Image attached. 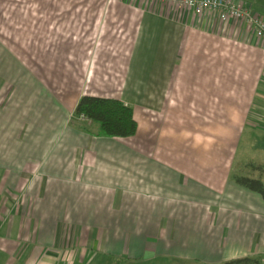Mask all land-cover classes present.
Masks as SVG:
<instances>
[{
	"label": "crops",
	"instance_id": "crops-1",
	"mask_svg": "<svg viewBox=\"0 0 264 264\" xmlns=\"http://www.w3.org/2000/svg\"><path fill=\"white\" fill-rule=\"evenodd\" d=\"M4 3L0 264H264V198L237 180L242 137L264 134L246 25L159 0ZM83 95L131 106L136 132L78 119Z\"/></svg>",
	"mask_w": 264,
	"mask_h": 264
},
{
	"label": "trees",
	"instance_id": "trees-1",
	"mask_svg": "<svg viewBox=\"0 0 264 264\" xmlns=\"http://www.w3.org/2000/svg\"><path fill=\"white\" fill-rule=\"evenodd\" d=\"M83 115L89 123L97 125L102 135L126 137L136 132L137 123L131 106L116 98L83 95L79 99L75 116ZM237 180L259 192L264 198V183L260 178L241 176ZM260 256H246L226 261L224 264H260Z\"/></svg>",
	"mask_w": 264,
	"mask_h": 264
},
{
	"label": "built area",
	"instance_id": "built-area-1",
	"mask_svg": "<svg viewBox=\"0 0 264 264\" xmlns=\"http://www.w3.org/2000/svg\"><path fill=\"white\" fill-rule=\"evenodd\" d=\"M180 8L192 10L197 15L213 14L219 20L242 21L264 46V15L255 13L247 3L240 0H159ZM79 119L87 120L83 115Z\"/></svg>",
	"mask_w": 264,
	"mask_h": 264
},
{
	"label": "rangeland",
	"instance_id": "rangeland-1",
	"mask_svg": "<svg viewBox=\"0 0 264 264\" xmlns=\"http://www.w3.org/2000/svg\"><path fill=\"white\" fill-rule=\"evenodd\" d=\"M4 2L7 0H0V9L4 7ZM4 9V8H3ZM264 91V87H263ZM252 110L260 112H264V103H256L252 105ZM251 110V111H252ZM247 134L242 137L241 139V163L243 164L246 162L244 166H246L251 174L255 177H259L262 182L264 183V134L256 137H250L248 132ZM251 162L257 165H261L263 171L254 170L253 167L250 166ZM254 172V173H253ZM248 175V176H249ZM143 264H173L167 263L166 261L156 260L148 263Z\"/></svg>",
	"mask_w": 264,
	"mask_h": 264
}]
</instances>
